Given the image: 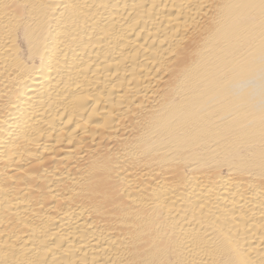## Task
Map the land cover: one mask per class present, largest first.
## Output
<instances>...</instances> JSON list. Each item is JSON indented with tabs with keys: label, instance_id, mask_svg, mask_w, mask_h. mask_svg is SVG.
<instances>
[{
	"label": "bare ground",
	"instance_id": "bare-ground-1",
	"mask_svg": "<svg viewBox=\"0 0 264 264\" xmlns=\"http://www.w3.org/2000/svg\"><path fill=\"white\" fill-rule=\"evenodd\" d=\"M0 264H264V0H0Z\"/></svg>",
	"mask_w": 264,
	"mask_h": 264
}]
</instances>
